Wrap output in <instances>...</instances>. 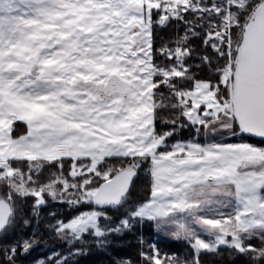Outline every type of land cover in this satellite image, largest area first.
Returning <instances> with one entry per match:
<instances>
[{
  "label": "snow or ice",
  "instance_id": "snow-or-ice-1",
  "mask_svg": "<svg viewBox=\"0 0 264 264\" xmlns=\"http://www.w3.org/2000/svg\"><path fill=\"white\" fill-rule=\"evenodd\" d=\"M253 137L264 0H0V264H264Z\"/></svg>",
  "mask_w": 264,
  "mask_h": 264
},
{
  "label": "trees",
  "instance_id": "trees-1",
  "mask_svg": "<svg viewBox=\"0 0 264 264\" xmlns=\"http://www.w3.org/2000/svg\"><path fill=\"white\" fill-rule=\"evenodd\" d=\"M22 131V128H17L18 133H22ZM247 142L264 147V142L252 138ZM129 239L130 237L126 238V242ZM160 246L169 252L182 253L185 250V246L179 242H173L171 246H169L168 244H161ZM132 252L133 249H130L128 247L122 249V254H129ZM110 258L111 256L109 254H106L100 250L93 249L91 255L81 258V264H109ZM203 259L205 260L206 264H228L227 257H225V260L223 261H217L214 257L211 256H206ZM236 264H239V261H237Z\"/></svg>",
  "mask_w": 264,
  "mask_h": 264
},
{
  "label": "water",
  "instance_id": "water-1",
  "mask_svg": "<svg viewBox=\"0 0 264 264\" xmlns=\"http://www.w3.org/2000/svg\"><path fill=\"white\" fill-rule=\"evenodd\" d=\"M252 139H255V140L261 141V139H260V138H257V137H253Z\"/></svg>",
  "mask_w": 264,
  "mask_h": 264
},
{
  "label": "crops",
  "instance_id": "crops-1",
  "mask_svg": "<svg viewBox=\"0 0 264 264\" xmlns=\"http://www.w3.org/2000/svg\"><path fill=\"white\" fill-rule=\"evenodd\" d=\"M256 146H258V145H256ZM259 147H262V146H259Z\"/></svg>",
  "mask_w": 264,
  "mask_h": 264
}]
</instances>
